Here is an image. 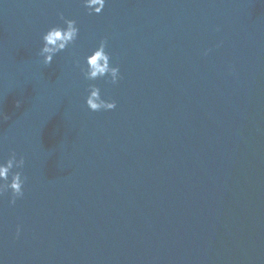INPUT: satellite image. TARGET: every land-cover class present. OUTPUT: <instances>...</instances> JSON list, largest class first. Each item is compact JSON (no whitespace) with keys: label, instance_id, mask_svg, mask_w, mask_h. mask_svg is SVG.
<instances>
[{"label":"water","instance_id":"1","mask_svg":"<svg viewBox=\"0 0 264 264\" xmlns=\"http://www.w3.org/2000/svg\"><path fill=\"white\" fill-rule=\"evenodd\" d=\"M105 38L115 84L82 71ZM0 111V264H264V0H0Z\"/></svg>","mask_w":264,"mask_h":264},{"label":"clouds","instance_id":"2","mask_svg":"<svg viewBox=\"0 0 264 264\" xmlns=\"http://www.w3.org/2000/svg\"><path fill=\"white\" fill-rule=\"evenodd\" d=\"M89 13L95 12L101 13L105 7L106 0H84ZM60 19L64 21L66 27L54 26L48 30L44 36L45 41L40 55L44 56V64L51 65L54 55L64 49L70 43H74L79 34V28L75 19L67 18L63 12L60 14ZM108 45L107 38L101 40L99 47L94 51L93 54L87 57V68H82L84 76L88 80H96L99 77H104L110 74V82L115 84L120 79V68L119 66H112L110 63V54L106 51ZM210 51V49L208 50ZM207 54V52L205 53ZM77 65L80 61H76ZM90 95L87 97V105L93 111H99L101 109H114L117 106L115 100H105L101 96V90L98 85H89ZM21 101H17V107H19ZM10 117L0 111V121L8 120ZM25 165V157L20 155L17 159V154L13 151L10 158L6 163H0V195L6 193L9 189L12 190L11 202L15 204L17 198L24 195V184L27 179L23 174V167ZM14 168L20 169L18 171H12ZM11 173L12 179L9 182V175ZM20 229H17V235H19Z\"/></svg>","mask_w":264,"mask_h":264}]
</instances>
